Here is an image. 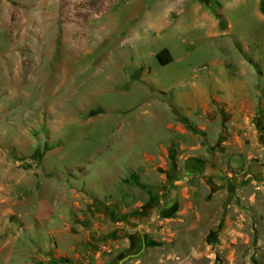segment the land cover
<instances>
[{
	"label": "rangeland",
	"instance_id": "obj_1",
	"mask_svg": "<svg viewBox=\"0 0 264 264\" xmlns=\"http://www.w3.org/2000/svg\"><path fill=\"white\" fill-rule=\"evenodd\" d=\"M0 264H264V0H0Z\"/></svg>",
	"mask_w": 264,
	"mask_h": 264
},
{
	"label": "crops",
	"instance_id": "obj_2",
	"mask_svg": "<svg viewBox=\"0 0 264 264\" xmlns=\"http://www.w3.org/2000/svg\"><path fill=\"white\" fill-rule=\"evenodd\" d=\"M194 79L192 87L188 91L189 95H198V91L200 90L197 86L199 78L194 77ZM210 87L201 88L206 94L203 99L204 101H198L199 97L196 98L195 101H184L185 110L188 115L192 117L198 116V118H212V116L219 111L220 113L223 112L231 116L234 122H245L256 114L257 108L260 106L258 101H248L246 89L241 84L214 85L213 89H210ZM178 102L181 103V101ZM172 106L173 109L177 107L176 101L172 102ZM177 117H179V115H175V118ZM167 129L168 135L166 134L164 143L160 146L164 154H167L170 150L172 151V149L174 150V148H182L181 134L187 131L185 125L173 123H170Z\"/></svg>",
	"mask_w": 264,
	"mask_h": 264
},
{
	"label": "trees",
	"instance_id": "obj_3",
	"mask_svg": "<svg viewBox=\"0 0 264 264\" xmlns=\"http://www.w3.org/2000/svg\"><path fill=\"white\" fill-rule=\"evenodd\" d=\"M158 60L162 65H168L172 62V57L169 55L168 51L164 50L158 54Z\"/></svg>",
	"mask_w": 264,
	"mask_h": 264
}]
</instances>
